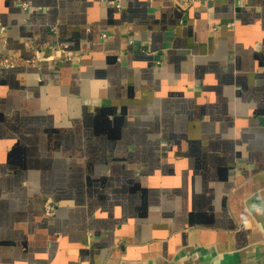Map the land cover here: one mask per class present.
<instances>
[{
    "label": "crops",
    "instance_id": "0c3cea01",
    "mask_svg": "<svg viewBox=\"0 0 264 264\" xmlns=\"http://www.w3.org/2000/svg\"><path fill=\"white\" fill-rule=\"evenodd\" d=\"M121 1L0 0V264H264V0Z\"/></svg>",
    "mask_w": 264,
    "mask_h": 264
},
{
    "label": "built area",
    "instance_id": "2783aa9c",
    "mask_svg": "<svg viewBox=\"0 0 264 264\" xmlns=\"http://www.w3.org/2000/svg\"><path fill=\"white\" fill-rule=\"evenodd\" d=\"M200 0H173L175 6L186 9L190 7L192 4ZM107 3L114 6L116 9H121L122 1L121 0H107ZM22 6L26 8L28 4L26 2L22 3ZM4 26L0 25V30H3ZM102 36H105L103 33ZM58 53H62L66 56H69L68 47L66 43L58 42L57 48L55 49ZM25 61H29L26 59ZM15 60L10 56H1L0 55V67H8L13 66L15 64ZM57 208V204L49 197L46 198L44 201V213L48 216H51L55 213Z\"/></svg>",
    "mask_w": 264,
    "mask_h": 264
}]
</instances>
